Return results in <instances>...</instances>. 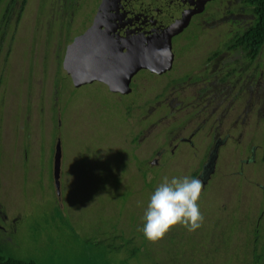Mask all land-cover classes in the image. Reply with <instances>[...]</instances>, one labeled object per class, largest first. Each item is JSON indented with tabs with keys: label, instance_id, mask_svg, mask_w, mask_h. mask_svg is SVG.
Listing matches in <instances>:
<instances>
[{
	"label": "rangeland",
	"instance_id": "374dc122",
	"mask_svg": "<svg viewBox=\"0 0 264 264\" xmlns=\"http://www.w3.org/2000/svg\"><path fill=\"white\" fill-rule=\"evenodd\" d=\"M98 3L0 0L4 255L35 264H246L235 246L241 217L223 202L250 197L236 180L245 189L264 180V43L250 63L223 43L254 23L251 8L208 1L176 33L170 68L141 69L120 92L101 80L75 86L62 67L67 43ZM217 137L213 167L199 177L202 226L175 225L149 242L139 229L151 192L164 177H194Z\"/></svg>",
	"mask_w": 264,
	"mask_h": 264
},
{
	"label": "water",
	"instance_id": "95a60500",
	"mask_svg": "<svg viewBox=\"0 0 264 264\" xmlns=\"http://www.w3.org/2000/svg\"><path fill=\"white\" fill-rule=\"evenodd\" d=\"M211 0H101L91 25L66 47L63 69L75 86L100 79L128 92L141 69L162 73L171 66V38ZM60 193L61 147L53 157Z\"/></svg>",
	"mask_w": 264,
	"mask_h": 264
},
{
	"label": "clouds",
	"instance_id": "9594fccd",
	"mask_svg": "<svg viewBox=\"0 0 264 264\" xmlns=\"http://www.w3.org/2000/svg\"><path fill=\"white\" fill-rule=\"evenodd\" d=\"M202 181L196 177H164L151 192L141 217L142 232L151 243L161 240L175 225L189 232L199 229L204 221L198 200Z\"/></svg>",
	"mask_w": 264,
	"mask_h": 264
},
{
	"label": "flooded vegetation",
	"instance_id": "af4514ba",
	"mask_svg": "<svg viewBox=\"0 0 264 264\" xmlns=\"http://www.w3.org/2000/svg\"><path fill=\"white\" fill-rule=\"evenodd\" d=\"M99 3L98 5L100 4ZM210 2V1H209ZM208 3V2H207ZM205 4V6L207 5ZM97 5V7H98ZM96 7V10H97ZM96 11L93 14V17L95 15ZM193 14L191 16V20L194 17ZM93 17L91 19V22L89 25L86 26V28L78 33L76 36L82 34L92 23ZM190 20V21H191ZM190 23V22H189ZM72 37V39L67 43L70 44L72 40L76 37ZM177 34L173 35L171 38V42H173L174 37H176ZM66 45V47H67ZM66 47L64 51V55L66 52ZM63 55V58H64ZM62 58V61H63ZM149 70V69H147ZM150 71V70H149ZM66 72V71H65ZM67 73V72H66ZM68 74V73H67ZM69 75V74H68ZM70 76V75H69ZM71 78V77H70ZM132 79V78H131ZM100 80V79H95ZM102 81V80H101ZM104 82V81H102ZM106 83V82H104ZM131 84V83H130ZM199 128V127H197ZM214 139V138H212ZM224 139H221L220 137H217L212 142V147L209 149V152L207 154V164H202L201 162L198 163L197 168L193 170L192 175L194 177H200V179H203L207 173V169L209 167H213V161L216 156L215 152L218 150V145L223 141ZM224 143V142H223ZM244 149V148H243ZM242 149V151H243ZM245 150V149H244ZM253 153V152H252ZM248 155L247 157H240V161L238 163L237 173H240L243 167V161L249 162L253 159V154ZM240 175H238L239 177ZM239 182L238 188L236 189L238 192L240 190L246 192L250 195L249 198L243 199L240 195L237 196V202L229 203V201H224V206H229L230 212L232 215L235 213L239 217H241L240 222L238 223V228L235 229V234L238 237V242L236 243V247L238 248V251L243 252L247 257V263L246 264H264V180L263 182H257L254 179H250V183L248 184V187H242L241 179L236 180V182ZM207 185V183H203V186ZM242 187V189L240 188ZM248 189V190H247ZM235 189L232 190L236 191ZM253 199V200H251ZM237 216V217H238ZM240 219V218H239ZM239 257H243L241 253L238 252Z\"/></svg>",
	"mask_w": 264,
	"mask_h": 264
},
{
	"label": "trees",
	"instance_id": "16d2710c",
	"mask_svg": "<svg viewBox=\"0 0 264 264\" xmlns=\"http://www.w3.org/2000/svg\"><path fill=\"white\" fill-rule=\"evenodd\" d=\"M254 14V23L248 28L235 31L224 43L225 50L236 53L237 59L247 61L255 60L264 43V0H245ZM221 51L217 50L209 57L212 59ZM0 264H35L33 262H21L4 255L0 247Z\"/></svg>",
	"mask_w": 264,
	"mask_h": 264
}]
</instances>
